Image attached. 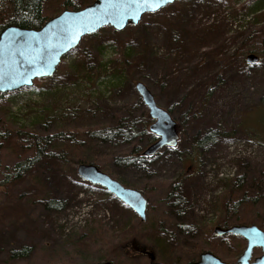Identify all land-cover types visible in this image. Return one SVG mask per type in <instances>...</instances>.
Segmentation results:
<instances>
[{
	"label": "rangeland",
	"instance_id": "1",
	"mask_svg": "<svg viewBox=\"0 0 264 264\" xmlns=\"http://www.w3.org/2000/svg\"><path fill=\"white\" fill-rule=\"evenodd\" d=\"M58 1L46 0L45 16L61 12ZM248 1L185 0L174 4L170 20L144 15L137 25L119 31V37L112 35V28H103L67 53L52 77L0 99L3 131L62 135L50 148L54 160L38 162L33 174L11 185L7 194L0 190V264H79L82 257L90 261L81 264H96L100 263L96 256L103 254L119 257L118 264H128L123 254L134 260L132 264H148L134 246L152 252L154 264H185L204 251L226 262L241 254L243 240L215 237L212 231L225 220L230 226L259 227L251 221L264 219V65H242L249 51L261 58L263 33H255L262 24L252 22L257 12L247 9ZM178 12L184 13L180 20ZM130 29L132 41L124 45L125 53L130 47L128 59L137 62L116 74L117 43ZM244 43V56L229 64L222 61ZM136 82L149 89L158 107L170 109L180 137L174 150L162 149L140 164L123 165L114 159L132 147L144 150L142 136L130 141L120 136L95 139L88 132L148 116L134 89ZM205 93L210 99L200 110ZM199 110V119L189 124L188 116ZM217 126H222L220 131ZM213 130L230 136H216L212 145L197 147L198 156L191 160V139H202ZM77 146L82 157L103 165L101 172L143 194L145 222L102 188L77 184L78 165L55 156L69 151L74 158ZM14 149L17 146L2 149V169L9 171L16 162ZM237 179L248 200L253 197L259 204L233 208L235 197L228 202L227 190ZM33 188L45 199L67 200L66 208L48 212L35 200V192L27 194ZM98 229L104 231L103 237L96 234ZM87 237L88 252L76 253L78 239ZM158 240L171 263L156 248ZM25 246L33 247L27 259L9 258L11 249ZM260 254L254 249L252 256Z\"/></svg>",
	"mask_w": 264,
	"mask_h": 264
},
{
	"label": "water",
	"instance_id": "2",
	"mask_svg": "<svg viewBox=\"0 0 264 264\" xmlns=\"http://www.w3.org/2000/svg\"><path fill=\"white\" fill-rule=\"evenodd\" d=\"M180 1L184 0H168L155 11H148L132 0H94L82 9L61 11L39 30L17 26L5 28L0 34V94L30 88L34 80L52 77L62 58L74 50L82 38L105 27L122 31L137 25L145 14L155 13ZM257 60L258 57L252 53L245 57L247 64H255ZM134 89L152 120L148 131L158 138L142 151V156L149 157L164 148H175L178 142L176 121L166 110L158 107L154 96L142 82H136ZM76 175L82 181L104 189L131 209L141 222L145 221L147 201L141 192L124 187L93 164H79ZM213 233L216 237L231 234L245 241L242 254L232 264H264V231L256 225H233L226 229L215 227ZM255 248L260 249L261 255L251 261ZM148 257L154 262V254L148 253ZM190 264L227 263L211 252H202L199 261Z\"/></svg>",
	"mask_w": 264,
	"mask_h": 264
},
{
	"label": "trees",
	"instance_id": "3",
	"mask_svg": "<svg viewBox=\"0 0 264 264\" xmlns=\"http://www.w3.org/2000/svg\"><path fill=\"white\" fill-rule=\"evenodd\" d=\"M94 0H59L58 4L61 7V11L63 10H79L85 7L86 5L92 3ZM188 1V0H187ZM206 3L208 0H204ZM46 0H0V34L1 32L9 27V26H17L23 29H29V30H39L42 28V26L46 23L49 17L44 15V4ZM175 4V3H174ZM174 4L166 7L164 9V13L162 12H156L153 14H147L148 16H155V17H160V18H165L170 20L168 17L169 13H175L174 11ZM247 9H253L254 12H257L254 15V19H252V22L259 24H262L261 27H259L258 30L255 31L258 35H262V41L260 44V47L258 48V53L260 54L261 58L258 56V63H261L264 65V0H249L247 3ZM179 11L181 9H178ZM244 11V10H243ZM161 14V15H160ZM183 12H178V15L176 16V19L180 20ZM145 15V16H147ZM214 27V26H212ZM172 32L175 33L174 28L168 27ZM209 32H213V28H206ZM104 29H101L95 34H99L101 31ZM254 33V32H253ZM112 35H117L118 32L113 31ZM125 41L126 43H123ZM132 41V31L131 29L127 31V35L122 39L118 40L117 46L119 48V57L115 59V67H114V73L117 74V71H124L127 69H131V65L135 64L137 60H132L129 61L127 54L129 52V48H126L127 54L125 53V44H128L129 42ZM247 42V41H244ZM246 43L242 44L238 48L234 50V52L223 59L222 61L225 64H229L235 59L241 58V56H244L245 53L242 55L243 49L246 47ZM130 46V45H128ZM249 53H253V51H249ZM243 67H248L246 63H242ZM242 67V66H241ZM113 73V74H114ZM43 80L47 79H38L35 80V82H41ZM22 90V89H21ZM23 90L29 91L30 88H24ZM18 92V91H17ZM17 92L14 93H6V94H0V99H6L9 96H13L17 94ZM210 99V94L205 93V100L203 101L200 110L204 107L206 100ZM264 99V97H263ZM264 104V101H263ZM205 109V108H204ZM200 110L193 113V115L188 116L187 122L189 124H193L194 122L199 119L200 116ZM170 114L172 113L170 109L168 108L167 110ZM172 115V114H171ZM150 119L148 116H141L139 119H134L131 120L127 123L124 124H119L116 127H108L104 129H99V130H93L91 132H88V136L90 138H95L98 139L100 137H112V136H120L122 139L125 141H130L131 139L133 140L134 137H140L144 138L145 146L150 145L155 141V136L151 134L148 131V125H149ZM186 122V123H187ZM217 123L216 125H218ZM222 127V126H221ZM220 126H217L216 129L220 131ZM137 128H139V132L137 131ZM209 133L206 135V137H203L202 139H197L194 138L193 140L191 139V146H192V151H191V160L195 159V157L198 156L197 153V147L199 148H206L208 145H212L215 142L216 136H230L229 132L224 133V131L217 132V131H208ZM20 131L16 132L15 134H10L6 130L0 129V154L3 148L6 146H11V148H14L17 146V149H14V156L17 157L16 162L13 163L12 168L7 171L5 169L1 168L0 165V172H2L4 178L0 180V190L5 192L7 194L8 189L11 185L23 181L27 177L31 176L33 174V169L35 165L40 162L43 159H50L54 160V158H51L54 154L50 153V148L53 145V142L61 138L62 135H46V136H41L38 134L34 133H29L26 132L23 136L20 134ZM5 146V147H4ZM78 147V146H77ZM9 149V148H8ZM78 152L77 154H74L75 157H78L75 159L70 157L71 153L68 151H62L59 154H56L55 156L63 158L64 160H73L75 162V165L79 164H86V163H91L95 164L98 169H103V165L99 162H97V159H92L88 160L85 157H82L80 155V150L81 147L79 146L77 148ZM82 151V150H81ZM142 151L143 149H140L138 147H132V149L125 154H122L121 156L117 157L114 159L116 163H121L123 165L125 164H133L138 162H143L145 160V157L142 156ZM68 158V159H67ZM76 160V161H75ZM77 167V166H76ZM74 171L76 169L74 168ZM34 180V179H33ZM76 180L77 184L81 186H85L88 188H92V185H90L87 182H84L80 180L79 178H74ZM243 183H241L240 179L235 180V182L230 186V188L227 190L228 196H230V199L228 202H232L233 197H235V201L232 203L233 208L236 209L238 208L239 205L243 208L244 206L246 207L247 205L249 206H254L259 204L258 201H255L252 197V201L248 200V195H246V191L243 190ZM34 191H31L30 189L27 191V194L31 193H36L37 196L35 199L37 202L41 203L40 205L47 210L48 212H61L66 208L67 205V200H54V199H45L44 193H42L39 190H36L33 188ZM113 200L117 202L118 205L121 207L125 208L127 211H130L125 205H123L121 202L116 200L113 196H111ZM227 206V205H226ZM255 207V206H254ZM132 213V212H131ZM252 223H257L260 228L264 229V219L259 218L258 220L251 221ZM231 225L230 220H225L224 222H219L218 226L220 227H228ZM96 234L99 235V237L104 236V231L102 229H98L96 231ZM90 242H91V237H87L84 239L79 238L77 241V246L75 248V252L79 254H84V252H88L90 248ZM154 242V240H153ZM160 240H158L156 243L158 244V247L156 245V248L160 250L161 254L165 257V261L171 263V261L166 258L167 253L165 252L164 248H162V243H159ZM160 247V248H159ZM135 251H137L135 248L136 246L133 247ZM99 251L102 252V249L99 247ZM139 251V249H138ZM156 251V250H155ZM33 252V247L31 246H25L19 249H11L9 251V258L11 260H16V259H27L30 254ZM86 252V253H87ZM85 253V254H86ZM123 257L128 261V264L135 263L132 258H129L126 254H123ZM83 260L82 262L88 263V259L85 257H82ZM118 258L117 256H110L107 254L103 255H97L96 260L97 262H109L110 264H118ZM80 261V262H81ZM79 262V264H81ZM83 263V264H85ZM138 264V263H136ZM163 264V263H161Z\"/></svg>",
	"mask_w": 264,
	"mask_h": 264
},
{
	"label": "flooded vegetation",
	"instance_id": "4",
	"mask_svg": "<svg viewBox=\"0 0 264 264\" xmlns=\"http://www.w3.org/2000/svg\"><path fill=\"white\" fill-rule=\"evenodd\" d=\"M150 123H152V120L150 119ZM176 131H177V134H178V140H179V137H180V131H179V128H178V125H177V123H176ZM209 132H206V135L208 134ZM206 135L204 136V137H206ZM158 138L155 136V141L157 140ZM164 149H169V148H164ZM156 155V154H155ZM155 155H153V156H155ZM152 157V156H151ZM151 157H147V158H145V160L146 159H148V158H151ZM145 160H143V161H145ZM179 161H181V160H179ZM178 161V162H179ZM193 161H194V159H193ZM138 162V161H137ZM140 163H142V162H139V164ZM181 163V162H180ZM134 164V163H133ZM187 178V177H186ZM178 189V187L175 189V190H177ZM182 206V205H181ZM145 222V221H144ZM216 227H219L220 229H226V228H228V227H220V226H216ZM214 230V229H213ZM213 232V231H212ZM213 235H214V233H213ZM215 236V235H214ZM225 236H232V237H237V236H233V235H231V234H227V235H223V236H221V237H225ZM216 237V236H215ZM237 238H239V239H242V238H240V237H237ZM136 249V248H135ZM256 249H259V248H256ZM259 251H260V249H259ZM148 252H150V251H148L146 248H140L139 249V253H140V255L141 256H143V257H145V258H147L148 259V264H152V263H154V262H152V261H150V259H149V257H148ZM204 252H207V251H204ZM243 252V251H242ZM242 252H241V254H242ZM241 254H239L237 257H235V259H233L232 261H229V262H226V261H223L222 259H220L219 257H217L216 255H214V256H216L220 261H222V262H224V263H227V264H232V263H234V262H236L237 261V259L239 258V256L241 255ZM252 255H253V253H252ZM256 257H258V256H256ZM256 257H253L252 256V258H251V261H253ZM199 258H200V255L198 256V259L197 260H191V261H188L187 263H185V264H190V263H194V262H197V261H199Z\"/></svg>",
	"mask_w": 264,
	"mask_h": 264
},
{
	"label": "snow or ice",
	"instance_id": "5",
	"mask_svg": "<svg viewBox=\"0 0 264 264\" xmlns=\"http://www.w3.org/2000/svg\"><path fill=\"white\" fill-rule=\"evenodd\" d=\"M168 2V0H132V3L138 4L141 8L148 11H155L161 3Z\"/></svg>",
	"mask_w": 264,
	"mask_h": 264
}]
</instances>
